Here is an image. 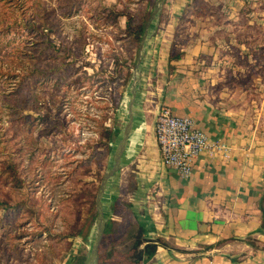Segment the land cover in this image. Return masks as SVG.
Masks as SVG:
<instances>
[{
  "label": "rangeland",
  "instance_id": "1",
  "mask_svg": "<svg viewBox=\"0 0 264 264\" xmlns=\"http://www.w3.org/2000/svg\"><path fill=\"white\" fill-rule=\"evenodd\" d=\"M19 1L25 20L40 31L26 28L3 36L1 43L10 45L0 54V67L23 59L39 72L14 93L13 85L0 84L1 124L23 181L22 188L0 187L13 206L0 213V264H77V252L93 246L101 179L112 166L128 121L139 43L123 32L129 18L140 21L147 6L153 12L159 0L149 5L148 0ZM6 6L12 14L14 8ZM172 6L183 8L178 22L192 33L196 28L205 36L234 32L240 42L250 39L254 44L260 38L264 48V0H166L154 26L170 19ZM105 7L123 12L118 25L102 18L108 14ZM4 8L0 6V14ZM253 44L252 49H258ZM116 59L121 62L116 64ZM257 62L264 77L262 50ZM104 126L119 130L111 155ZM128 175L116 174L104 201L106 222H113L118 238L109 247L123 252L133 241L122 240L137 230L128 205ZM114 200H119L115 212ZM77 230L81 232L76 238H64Z\"/></svg>",
  "mask_w": 264,
  "mask_h": 264
},
{
  "label": "crops",
  "instance_id": "2",
  "mask_svg": "<svg viewBox=\"0 0 264 264\" xmlns=\"http://www.w3.org/2000/svg\"><path fill=\"white\" fill-rule=\"evenodd\" d=\"M181 9L169 8L170 19L147 40L120 171L129 173L137 228L165 243L146 264H264V77L257 62L264 48L260 38L255 50L234 32L192 33L178 22ZM164 106L191 118L229 156L203 154L189 178L165 166L156 137Z\"/></svg>",
  "mask_w": 264,
  "mask_h": 264
},
{
  "label": "trees",
  "instance_id": "3",
  "mask_svg": "<svg viewBox=\"0 0 264 264\" xmlns=\"http://www.w3.org/2000/svg\"><path fill=\"white\" fill-rule=\"evenodd\" d=\"M150 3L151 0H148V5ZM9 4L12 8H14V12H12V14L10 15L5 11L7 7L6 5ZM0 6L5 7V12L0 14V54L3 55L10 45L1 43L3 36H8V34L13 32L17 33L26 28L36 29V31L38 32L40 31V29H38L33 22L30 21L28 23L25 20V18L23 17L24 13H22L21 11L19 0H0ZM103 10L108 12V14L105 17L102 16V18L105 20H112L115 24L118 25V17L122 16L123 12L115 9V7H105ZM151 14L152 12L148 9L147 6L140 21L135 22L133 18H129V20L127 21L126 30H124L123 32L126 34V37H128L129 39H133L134 42L139 43L140 45L141 37L145 30L146 24L151 17ZM119 62H121V60H115L116 64H118ZM122 63H124L123 60ZM37 72H39V70L35 66V64L28 62V60L25 61L22 59L19 60L15 66H8L6 68L0 67V84L3 86V83H5L10 87L11 85H13L14 93L15 91H19V89H22V87L32 78H35ZM124 94L125 91L121 94V100L124 98ZM118 106L119 105L116 106V110H118ZM6 133L7 131L1 124L0 119V187L12 184L13 187L22 188L23 181L17 174V163L13 161L12 154H10L8 151V146L6 144ZM118 133L119 130H117V128L115 127H103V136L105 137V144L107 146L108 155H111V153L113 152V146L116 143V137ZM18 205L19 204H17V206ZM12 208L13 206L4 199L0 192V213L5 214L7 210H11ZM129 208L132 209V206L129 205ZM118 209L119 200H114V202L111 203V210L115 212ZM80 232L81 230H77V232L74 234H66L64 238H76L80 235ZM116 232L117 231L114 229L113 222H106L105 232L99 250V264H146L148 260H150L155 254L157 247L159 245H165V243L163 242H154L147 239L145 236V229L142 226H139L136 230V234L133 235V237L126 236L122 240L123 243L128 240H132V246L126 252H123L121 250L119 251L115 249V247H109V245H115V243L118 242ZM78 256H80V258L78 262L76 261L77 264H86L90 256V250L83 247L82 250H79L77 252V257Z\"/></svg>",
  "mask_w": 264,
  "mask_h": 264
},
{
  "label": "built area",
  "instance_id": "4",
  "mask_svg": "<svg viewBox=\"0 0 264 264\" xmlns=\"http://www.w3.org/2000/svg\"><path fill=\"white\" fill-rule=\"evenodd\" d=\"M156 137L163 164L185 178L191 177L196 160L203 154L229 156L224 144L211 142L191 118L178 116L166 106L158 113Z\"/></svg>",
  "mask_w": 264,
  "mask_h": 264
},
{
  "label": "water",
  "instance_id": "5",
  "mask_svg": "<svg viewBox=\"0 0 264 264\" xmlns=\"http://www.w3.org/2000/svg\"><path fill=\"white\" fill-rule=\"evenodd\" d=\"M166 0H159L156 8L151 14L149 21L146 24L143 36L140 41L138 58L135 67L134 76L129 88V111H128V121L122 131L121 139L116 147L115 153L113 155V163L111 168L105 173L101 181L99 191L96 197V209L98 213L96 227H95V239L93 246L90 251V256L86 264H99V250L100 245L104 236L106 217L104 212V201L107 195V191L110 187L112 180L115 178L116 174L119 173L123 168V160L127 150L128 142L130 136L134 130L135 124V108L138 99V92L140 87V80L142 74V65L145 55V47L147 40L154 28L155 23L165 5Z\"/></svg>",
  "mask_w": 264,
  "mask_h": 264
},
{
  "label": "bare ground",
  "instance_id": "6",
  "mask_svg": "<svg viewBox=\"0 0 264 264\" xmlns=\"http://www.w3.org/2000/svg\"><path fill=\"white\" fill-rule=\"evenodd\" d=\"M104 209H105V207H104ZM105 212V211H104ZM105 214V213H104Z\"/></svg>",
  "mask_w": 264,
  "mask_h": 264
}]
</instances>
